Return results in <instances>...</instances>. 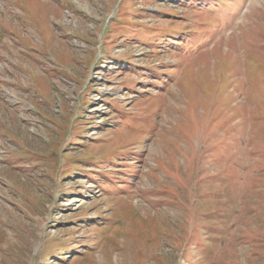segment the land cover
Returning a JSON list of instances; mask_svg holds the SVG:
<instances>
[{
  "label": "rangeland",
  "instance_id": "374dc122",
  "mask_svg": "<svg viewBox=\"0 0 264 264\" xmlns=\"http://www.w3.org/2000/svg\"><path fill=\"white\" fill-rule=\"evenodd\" d=\"M0 264H264V0H0Z\"/></svg>",
  "mask_w": 264,
  "mask_h": 264
}]
</instances>
